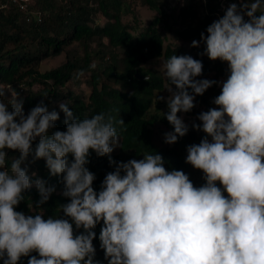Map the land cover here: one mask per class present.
I'll list each match as a JSON object with an SVG mask.
<instances>
[{"label":"clouds","instance_id":"clouds-1","mask_svg":"<svg viewBox=\"0 0 264 264\" xmlns=\"http://www.w3.org/2000/svg\"><path fill=\"white\" fill-rule=\"evenodd\" d=\"M206 33L190 46L202 42L203 55L226 63L229 75L213 101L217 107L200 113L201 124L192 125L205 134L199 144L188 146L186 157L204 174L200 187L182 170L168 171L159 154L112 160L120 137L106 113L78 119L66 102L60 103L66 130L49 136L57 111L41 103L25 115L14 89L9 111L7 92L0 91L2 264H18L21 257H29L27 264H100L94 259L93 229L101 221L99 241L108 264H264V0L230 4ZM164 68L174 86L165 117L173 131L164 140L174 144L189 130L177 113L192 110L195 96L217 82L195 80L203 64L189 55H172ZM37 138L34 159H44L51 176L63 174L62 195L70 202L61 210L72 223L15 210L33 184L41 205L55 191L21 167ZM7 150L20 153L10 168L5 167ZM89 150L115 164L99 192L92 186L95 175L85 167ZM73 224L84 231L76 234Z\"/></svg>","mask_w":264,"mask_h":264},{"label":"trees","instance_id":"trees-1","mask_svg":"<svg viewBox=\"0 0 264 264\" xmlns=\"http://www.w3.org/2000/svg\"><path fill=\"white\" fill-rule=\"evenodd\" d=\"M236 1L238 6L252 2ZM2 2L4 0H0ZM167 2L33 0L25 11L11 4L0 9V88L7 92L5 102L9 104V111L13 97L8 96L6 88L11 85L9 90L14 89L18 99L23 100L25 115L41 103L49 111L59 113L49 136L54 131L66 130L60 103L66 102L78 119L106 113L113 117L120 137L119 151L133 155L159 154L168 171L182 170L194 186H202L205 183L204 174L186 163L187 148L199 144L205 137L203 131L194 130L192 125L201 124L197 119L200 113L217 107L213 101L220 94L221 86L215 83L203 95L195 96L193 109L183 113L190 117L187 134L171 146H160L154 142V127L162 126L168 132H172L173 128L165 118L168 111L166 101H157V97L162 96L166 87L174 86L166 76L153 71L147 64L157 59L166 63L172 55H184L183 44L177 45L175 41H200L201 33L206 37L207 27L216 21L212 16L216 0H205L204 4L192 0L183 6L176 3L169 12L165 10ZM141 7L157 13L144 26L136 15V9ZM162 32L170 35L174 42L165 43ZM204 48L202 42L199 47H192V58L203 64L202 74L194 79L216 82L221 78L227 79V64L209 60L203 55ZM61 54H65L64 63L42 73L39 71L43 59ZM136 75L143 79H138ZM82 81L89 89L87 95L78 94L75 90V86ZM120 119L123 125L118 123ZM208 139L211 140L210 137ZM38 143L39 138L32 143V154L21 167L27 168L30 177L36 174L33 180L39 177L55 191L41 205L38 204L39 192L32 186L23 193L24 200L15 210L25 215L41 213L44 219L65 218L72 223L61 210L62 205L70 202L62 195L63 174L51 176L45 160L34 159ZM89 151V162L85 167L95 175L92 186L99 192L106 174L115 170V164H109V156H97L94 151ZM19 156L18 151L7 150L6 168H10L11 161ZM110 157L117 163L124 162L118 153H111ZM68 159L71 162L72 157ZM102 224L101 221L93 229L96 233L93 240L96 249L94 259L100 264H108L99 241ZM73 228L76 234L84 231L83 228L76 229L74 224ZM31 255L39 258L35 252ZM28 259L21 257L18 264H27Z\"/></svg>","mask_w":264,"mask_h":264},{"label":"rangeland","instance_id":"rangeland-1","mask_svg":"<svg viewBox=\"0 0 264 264\" xmlns=\"http://www.w3.org/2000/svg\"><path fill=\"white\" fill-rule=\"evenodd\" d=\"M171 6L172 7L175 6V0H168L167 6L165 7L166 12H169L171 10L170 9ZM136 15H137V18L139 19V21L141 22V25L144 26V25H147L151 21L152 17L157 15V13L151 12L150 10H148L145 7H141V8L136 9ZM125 21L127 22V19H125ZM167 22L169 24H172L171 21H167ZM161 27L162 26L159 27L160 30H162ZM162 33H163L165 43L172 42L170 35H167L165 32H162ZM192 41L193 40L187 41L185 43H182L183 41L178 42V44H183L184 55H189L191 57L193 56L192 55V47L190 46ZM175 44H177L176 41H175ZM64 61H65V54H61L57 57H49V58L43 59L40 62L39 71L42 73L46 70L55 68V67L61 65L62 63H64ZM164 64L165 63H163V61H161L160 59H157V60H153L152 62L148 63L147 67L149 66L150 68L153 69V71H155L161 75L166 76ZM212 77H213V75H212ZM224 81H226V79H224V78L219 79L217 82V85L222 86V83ZM75 87H76L75 90L77 91L78 94L87 95L89 93V89L87 88L85 81L79 82V84L76 85ZM172 88L174 90V87H172ZM170 89H171V87H166L164 93L162 94V96L165 97V101H166L167 97L170 95V92H169ZM177 115L183 119L185 124L190 122L189 116H186L183 113H179V114L177 113ZM166 133H168V131L164 127L156 125L154 127V142L160 146H171V144L165 143L164 136ZM112 153L120 154V156L124 162H127L131 159H137V160L143 159V156L146 155L145 153H142L139 155H133L130 152H121V151H119V146L116 147Z\"/></svg>","mask_w":264,"mask_h":264},{"label":"built area","instance_id":"built-area-1","mask_svg":"<svg viewBox=\"0 0 264 264\" xmlns=\"http://www.w3.org/2000/svg\"><path fill=\"white\" fill-rule=\"evenodd\" d=\"M31 1H33V0H4V2L0 3V9H3L8 4H11V5L16 6L20 11H25L27 9V7L30 5ZM189 1H191V0H178V3L180 5H183L184 3H187ZM198 1H201L203 4L205 2V0H198ZM232 3H237V1L236 0H216V5H215V8L213 10V17L216 20L222 18L226 9ZM226 66L228 68V65H226ZM6 89L8 91V96L12 97V91L9 90V87H7ZM20 90H22V88ZM0 91H2L1 88H0ZM5 98H8V97L5 96L4 99ZM5 167H6V165H5ZM33 186H34V184H33Z\"/></svg>","mask_w":264,"mask_h":264},{"label":"water","instance_id":"water-1","mask_svg":"<svg viewBox=\"0 0 264 264\" xmlns=\"http://www.w3.org/2000/svg\"><path fill=\"white\" fill-rule=\"evenodd\" d=\"M136 77L138 78V79H143L142 77H140L139 75H136Z\"/></svg>","mask_w":264,"mask_h":264}]
</instances>
